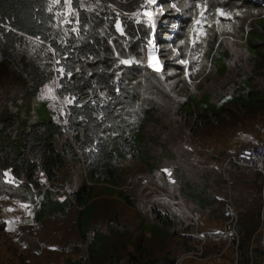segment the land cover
I'll use <instances>...</instances> for the list:
<instances>
[{"label":"trees","instance_id":"16d2710c","mask_svg":"<svg viewBox=\"0 0 264 264\" xmlns=\"http://www.w3.org/2000/svg\"><path fill=\"white\" fill-rule=\"evenodd\" d=\"M142 1L122 0L119 4L132 11ZM181 2L184 13L174 41L189 59L188 75L195 79V70L206 63L220 78L203 92H188L183 99L170 93L176 108L164 105L165 119L178 117L184 141L191 138L204 143V137H215L220 131L231 135L240 129L243 147L253 144L255 136L244 124L264 114V0ZM150 38L151 29L143 19L113 9L107 0H0V58L9 65V70L0 72V184L7 183L4 179L9 176L25 187L39 185L40 172L48 180L56 179L69 157H79L91 181L73 191L83 205L93 196L94 184H117L120 155L140 158L148 153L153 160L170 159L177 164L176 180L184 197V229L193 231L199 217L190 208L187 193L192 194L194 207H202V216L218 219L229 218L226 206L231 189L240 212L239 264H261L258 259L264 256V246L256 245L254 236L264 222L262 170L230 161L223 169L227 149L212 153L207 161L202 146L194 150L179 145L175 157L163 152V144L155 153L144 146V130L157 132L147 125L148 119L164 103L151 96L150 90L158 98L171 75L158 74L146 64ZM164 50L169 68L172 51ZM54 78L57 93L70 100L69 133L59 122L48 119L31 122L16 136L18 89L24 87L34 96ZM182 162L190 164L192 175ZM179 180H183L186 194ZM127 199L134 202L129 195ZM150 214L154 222L149 230L157 236L151 239L161 243L159 252L148 249L144 237H137L134 249L124 251L108 247L110 241H117L114 237L90 238L87 233L81 242L85 253L68 257L63 264H168L174 252L169 245L172 236L180 234L179 228L169 209L152 203Z\"/></svg>","mask_w":264,"mask_h":264},{"label":"rangeland","instance_id":"374dc122","mask_svg":"<svg viewBox=\"0 0 264 264\" xmlns=\"http://www.w3.org/2000/svg\"><path fill=\"white\" fill-rule=\"evenodd\" d=\"M119 1L122 0H109L108 4L115 10L123 11ZM183 13L181 0H161L155 8L154 19L146 22L151 29L148 45H153L157 40L158 53L164 64L167 53L164 49H171L170 57L173 60L169 68L165 64L164 70L157 72L162 75L166 72L171 73L170 79H166L167 83L164 82L167 86L157 94L159 99L154 95L153 90H150L151 96L164 103L162 109L148 119L147 125L157 132L146 133L144 130L143 143L145 147L149 145L147 149L153 153L163 144L165 147L163 152L173 157L176 156V147L179 145H186L194 150L202 146L207 152V161H210L209 157L212 153L218 155L221 150L227 149L229 154L227 153L221 163L223 166L231 155L238 154L240 149L244 148L239 136L240 129L231 132V135L220 131L215 137H204L206 141L204 143L193 141L191 138H186L184 141L185 131H178V117L174 115L170 120L165 119L163 106L167 104L176 108L170 93L174 98L183 99L187 97L188 92H203L211 82L220 78V74L214 71L213 66L209 67L206 63H202L200 68L195 70V79L188 75L189 59L183 55L178 43L174 41L180 31ZM161 18L166 25L161 24L163 23ZM164 39L167 42L161 43ZM238 52L240 49L235 53ZM146 60V64L152 68L148 63L147 51ZM7 70H9L8 63L0 58V72L4 73ZM56 84L57 79L54 78L34 96L24 87L18 89L20 92L16 95L18 97L16 102L20 114L19 124L14 128L16 136H19L21 130L28 128L31 122L37 120L53 119L66 127L67 104L70 100L57 93ZM173 113L175 112L171 108L170 114ZM244 129L254 134L256 139L254 143H264V114L249 119L244 124ZM168 130L172 131L166 134ZM68 133L66 127V134ZM166 135L168 138L164 139ZM56 141L60 144L62 140L56 139ZM119 163L121 174L117 184L93 183L95 185L93 196L83 205L77 201L73 191L83 183H91V181L88 180L86 164L79 157H69L65 166L59 170L56 179L48 180L44 172H40L39 185L32 184L30 187H25L15 182L13 178L6 177L4 180L7 183L0 184V264H63L68 257L78 258L85 253L86 246L81 242L82 237H86L87 233L90 238L100 235L114 237L117 241H110L108 247L115 246L124 251L134 249L137 237H144V245L159 252L158 247L161 243L158 239H151L157 236L149 230L150 224L154 222L150 214L152 203L163 209H169L180 231L179 235L172 236L174 239L169 248L174 252L168 264H239L238 247L241 233L238 226L229 224L228 216L224 218L222 224L206 222L207 216H202V207L192 205L190 201L192 194H186L184 182L179 180L190 208L199 216L193 231L184 229L183 222L187 220L183 213L185 203L180 193L179 182L176 180L177 164L173 160H153L148 153L140 158L122 154L119 156ZM181 164L186 173L192 175L190 164L187 162ZM147 173L153 174L154 178L148 184H143ZM174 186L177 187L176 190ZM219 190L218 185L216 192ZM127 195L133 199V203L127 199ZM232 205L240 219L239 208L234 201ZM31 216L37 221L35 226L25 223ZM113 226L117 230L113 229ZM222 227L233 229V232L223 233ZM202 233L205 235H200ZM263 236L264 222L254 236L256 245H259V238ZM76 242H80L78 244L80 250L76 249ZM184 244L194 247L185 249ZM259 260L262 264L264 258Z\"/></svg>","mask_w":264,"mask_h":264},{"label":"built area","instance_id":"2783aa9c","mask_svg":"<svg viewBox=\"0 0 264 264\" xmlns=\"http://www.w3.org/2000/svg\"><path fill=\"white\" fill-rule=\"evenodd\" d=\"M100 1V0H98ZM161 0H143L142 4L139 8H137L135 11H133V14L136 16H141L146 21H150L154 19L155 16V8L159 5ZM158 41L155 40L153 45H148L147 54L149 57V65L153 68L156 72H162L165 68V64L161 58L159 51V47L157 46ZM233 161L238 164L257 167L258 169L264 171V143H254L247 145L244 147L238 154L231 155L227 161H225L223 165V169L227 165L229 161ZM154 178L153 174L147 173L143 179V184H148L152 179ZM176 190V186H174ZM228 198L230 199L229 203L226 206L227 213L229 214L228 223L231 225H238V219L239 215L235 211L233 205H232V193L231 189L229 191ZM27 225L35 226L36 221L35 218L31 216V218H28L27 221H25ZM222 231L224 233L233 232V229H230L228 227L222 228ZM204 235V233L200 234ZM256 244V242H255ZM259 245L264 246V236L259 238ZM264 258L261 257V259ZM264 264V261L263 263Z\"/></svg>","mask_w":264,"mask_h":264},{"label":"crops","instance_id":"0c3cea01","mask_svg":"<svg viewBox=\"0 0 264 264\" xmlns=\"http://www.w3.org/2000/svg\"><path fill=\"white\" fill-rule=\"evenodd\" d=\"M238 164V163H237ZM222 168H223V166H222ZM181 198V197H180ZM182 199V198H181ZM184 202V201H183ZM35 221H36V219H35ZM205 221L206 222H211L210 224H213L214 222L216 223V224H222L223 222H224V218H218V219H213V218H209V217H206L205 218ZM37 222V221H36ZM37 224V223H36ZM223 228V227H222Z\"/></svg>","mask_w":264,"mask_h":264},{"label":"clouds","instance_id":"9594fccd","mask_svg":"<svg viewBox=\"0 0 264 264\" xmlns=\"http://www.w3.org/2000/svg\"><path fill=\"white\" fill-rule=\"evenodd\" d=\"M109 2V0H107V3ZM109 5V4H108ZM123 10V9H122ZM136 9H134V10H132V11H125V10H123L124 11V13H126V14H130V15H133V16H135V17H139V18H141V19H143L141 16H136V15H134L133 14V11H135ZM145 22H147L145 19H143ZM148 50V49H147ZM48 184H49V182H48Z\"/></svg>","mask_w":264,"mask_h":264}]
</instances>
